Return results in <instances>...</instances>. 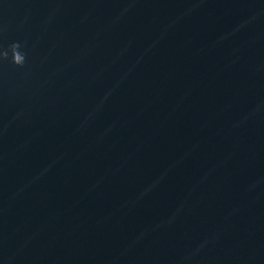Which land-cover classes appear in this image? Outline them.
<instances>
[{
    "label": "water",
    "instance_id": "obj_1",
    "mask_svg": "<svg viewBox=\"0 0 264 264\" xmlns=\"http://www.w3.org/2000/svg\"><path fill=\"white\" fill-rule=\"evenodd\" d=\"M3 51L0 264H264V0H0Z\"/></svg>",
    "mask_w": 264,
    "mask_h": 264
},
{
    "label": "clouds",
    "instance_id": "obj_2",
    "mask_svg": "<svg viewBox=\"0 0 264 264\" xmlns=\"http://www.w3.org/2000/svg\"><path fill=\"white\" fill-rule=\"evenodd\" d=\"M10 48L12 50V63L18 67H24L27 62V53L21 51L22 44L20 42H14L10 45ZM8 58L7 51L0 52V59L7 60Z\"/></svg>",
    "mask_w": 264,
    "mask_h": 264
}]
</instances>
